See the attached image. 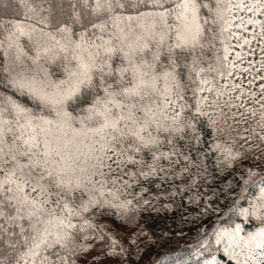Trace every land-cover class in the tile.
Masks as SVG:
<instances>
[{"label": "snow or ice", "instance_id": "6c2138e0", "mask_svg": "<svg viewBox=\"0 0 264 264\" xmlns=\"http://www.w3.org/2000/svg\"><path fill=\"white\" fill-rule=\"evenodd\" d=\"M176 210L264 264V0H0V264H137Z\"/></svg>", "mask_w": 264, "mask_h": 264}, {"label": "rangeland", "instance_id": "374dc122", "mask_svg": "<svg viewBox=\"0 0 264 264\" xmlns=\"http://www.w3.org/2000/svg\"><path fill=\"white\" fill-rule=\"evenodd\" d=\"M223 203V198L222 201ZM240 203H244L241 201ZM197 225L192 226L189 229L179 228L175 233L164 232L165 238L158 240V242H153L152 247L148 249L147 253L141 250L138 253L137 257L134 259L137 260V264H150V261L158 254L159 251H171L178 247L180 254H184L186 250L192 251L195 250L198 246V241L196 240V227ZM207 224V223H206ZM209 230L211 225H208ZM253 225L248 224L247 228L251 230ZM181 231L184 233L181 235ZM181 246V247H179ZM101 264H105L104 260L101 259Z\"/></svg>", "mask_w": 264, "mask_h": 264}, {"label": "trees", "instance_id": "16d2710c", "mask_svg": "<svg viewBox=\"0 0 264 264\" xmlns=\"http://www.w3.org/2000/svg\"><path fill=\"white\" fill-rule=\"evenodd\" d=\"M153 226L158 230L163 229L164 232L175 233L179 228L189 229L194 225L191 223H182L181 210H176L170 214L168 219L157 221ZM156 242L158 241H155V243ZM199 250L200 249L197 247L192 251L186 250L184 254H180L178 247L171 251H159L150 261V264H196V261L200 259V257L197 256Z\"/></svg>", "mask_w": 264, "mask_h": 264}]
</instances>
